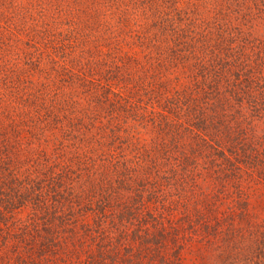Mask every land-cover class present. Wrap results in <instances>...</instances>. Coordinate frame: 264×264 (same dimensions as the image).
<instances>
[{
	"label": "trees",
	"instance_id": "1",
	"mask_svg": "<svg viewBox=\"0 0 264 264\" xmlns=\"http://www.w3.org/2000/svg\"><path fill=\"white\" fill-rule=\"evenodd\" d=\"M258 185L264 0H0V264H182Z\"/></svg>",
	"mask_w": 264,
	"mask_h": 264
},
{
	"label": "rangeland",
	"instance_id": "2",
	"mask_svg": "<svg viewBox=\"0 0 264 264\" xmlns=\"http://www.w3.org/2000/svg\"><path fill=\"white\" fill-rule=\"evenodd\" d=\"M253 190L246 192L243 214L236 211L232 220L218 225L216 233L210 231L193 243L185 251L182 264H264V186ZM221 208L229 213V206Z\"/></svg>",
	"mask_w": 264,
	"mask_h": 264
}]
</instances>
